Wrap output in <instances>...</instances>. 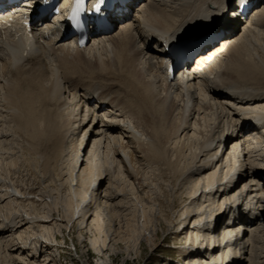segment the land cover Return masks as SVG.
Here are the masks:
<instances>
[{
  "label": "bare ground",
  "instance_id": "bare-ground-1",
  "mask_svg": "<svg viewBox=\"0 0 264 264\" xmlns=\"http://www.w3.org/2000/svg\"><path fill=\"white\" fill-rule=\"evenodd\" d=\"M239 3L132 0L124 14L114 16L123 22L84 48L69 41L41 44V30L30 41L18 18L0 24V126L13 123L30 148L38 143L55 156L70 146L64 170L49 165V154L39 161L41 181L68 187L69 194L53 203L59 219L50 205V214L35 206L22 215L7 212L0 222L4 264H40L55 234L77 219L100 254L114 242L129 241L137 249L152 241L154 229L142 236L129 215L122 223V200L116 201L124 194L117 184L133 188L138 170L149 163L184 181L180 215L166 226L169 236L184 240L176 247L186 255L179 264L264 263V0H257L246 20ZM213 24L226 32L213 46L204 44L184 69L192 72L195 61L203 65L166 82L160 68L167 46L199 37ZM19 191L0 185V213L10 210V201L26 198ZM150 211L141 212L146 231ZM158 220L166 221L163 215ZM24 254L36 258L30 263ZM52 256L46 254L45 264H57Z\"/></svg>",
  "mask_w": 264,
  "mask_h": 264
},
{
  "label": "rangeland",
  "instance_id": "rangeland-1",
  "mask_svg": "<svg viewBox=\"0 0 264 264\" xmlns=\"http://www.w3.org/2000/svg\"><path fill=\"white\" fill-rule=\"evenodd\" d=\"M195 23L196 22H194L191 26H193ZM5 123H3L0 126V134L3 133L0 136L1 142H3V140L6 141V143L5 142L2 143V148L6 153L4 152V154H2L0 157V183H1L0 185L2 188L5 187L10 188V186L16 188L18 189V191L20 190L23 193L22 194L19 191L21 195L22 196L24 195L23 197L26 198L25 199L22 198L23 200L20 199L17 201H10L11 208L8 211L7 209H3L1 211L2 213H0L1 215L0 222L6 220L8 214L22 215L29 212V210H31V208L34 206L38 212L48 211L49 205H50V210H53L52 211L53 213L51 211L50 212L48 211L49 214L50 213L53 214L52 217H54V220L59 219L60 217L59 210L56 209L57 211H54L55 208L53 206V203L55 199L60 200V198L64 197L65 193L68 192V187L67 186L63 188L61 187L62 189L59 187L58 189L57 185L53 183L49 184L48 183L49 181L47 182L41 181L40 178H41V174L43 175V173L41 172L42 164H40V162L43 161V159L47 160L46 157H49L50 155L49 158H51V161L49 165L52 166L53 169L54 168L57 169L61 167L64 170L65 167L67 166V163L69 162L68 160H70L69 144L67 145L68 147H65L64 153H62L61 156H55L52 153L51 149L47 150L42 146L39 147L38 143H36V147H35L36 149L30 148L28 146V140L26 138L25 140L27 142L24 140L25 136L23 135V132H20L21 134H19V132L16 133V131L12 128L13 123L11 124L10 122H8L9 125ZM12 129L14 132L12 131ZM12 133L14 136L11 135ZM25 152H29V153H25ZM101 154L104 155V152ZM53 155L55 157L54 159L52 158ZM81 156L82 155L80 154V157ZM104 159L105 157L103 158V162ZM60 160H62L63 162L62 161L60 162ZM144 165L141 167V169L144 168L143 170L141 169L138 170L139 173L137 175L139 181L137 179L135 181L132 180L134 181L133 188H137V189H134V191H132L133 188L131 185L128 186L126 185V187H124L125 185L123 183L122 184L118 183L117 185L119 188L120 185H122L123 187L121 194L123 193L124 194L123 196L121 195L117 197L115 194L114 195L117 198L116 201L122 200L121 206L119 207V213H121L120 215L122 218V223H125L130 216L134 217L132 222L137 229L136 230L133 229V230L139 232L142 236L144 235V232H148V233L152 232V230L150 229L155 230V235H152L154 236L152 237V241L150 242L142 241L137 249L134 248L132 246V242L129 241H126L125 243L117 242L118 244L114 242L110 244L109 248L103 250L101 254L104 253V255H101L99 252L91 248V244L89 242V233L87 232V228L83 227L84 224L81 223V220L77 219L74 222L75 224L72 223L73 226L71 227L68 226L66 229L61 228L60 231L57 234H55V244L53 243V247L51 245L50 246L51 249H48L46 252L43 253L44 254L43 256H40L38 258L39 263L40 264L46 263L45 256L48 253L53 255L52 257L56 260L57 264H162V263L179 264V263H183L186 255L179 250L181 248H176V247L177 245L178 247H180V245H182L184 240L181 237H178L177 239H173L172 236H169L166 226L168 223L173 224L172 221H175V219L178 218V216L180 215L181 207L183 201L185 200L183 193H180L184 181L180 176H179L180 178L177 177L178 179L176 180L173 179L171 171H169L162 164H159V166L153 163L144 164ZM156 169H158L159 173L157 172ZM159 169H161L162 171ZM167 173H169L170 175L169 174L167 175ZM106 181H107V177L104 178L103 185H101L102 186L101 190L104 189L103 187H105L107 183ZM140 182L142 183V185L139 184ZM184 184L186 185V183ZM61 190H65V191L61 192ZM182 191L183 190H181V192ZM142 194L145 195V197L142 196ZM7 200L8 199H6L3 203H5ZM79 208L77 209L75 208L74 218L75 216H77ZM149 208L151 211L148 213V217L151 219V225L149 227V230L147 229L146 231L142 226V224L145 223V218H142L143 216L141 215V212L146 211ZM7 212L9 213L7 214ZM129 212L131 213V215ZM158 215H163V217L166 219L165 223L163 221L158 220ZM124 216H126V218H124ZM56 222L58 224L64 225L63 221L56 220ZM52 223L53 222H50V225ZM26 239H28L27 236ZM5 243H8V241H6ZM258 250L260 251L262 249L260 248ZM28 253L31 252L28 251ZM25 257L29 259L30 263H32V261L35 260L36 258L35 257L33 259L31 255L28 256L25 255ZM261 260H264V257L261 258ZM1 263L2 264L6 263L3 255L2 257H0V264ZM244 264H248L247 261H245Z\"/></svg>",
  "mask_w": 264,
  "mask_h": 264
},
{
  "label": "snow or ice",
  "instance_id": "snow-or-ice-1",
  "mask_svg": "<svg viewBox=\"0 0 264 264\" xmlns=\"http://www.w3.org/2000/svg\"><path fill=\"white\" fill-rule=\"evenodd\" d=\"M84 3V0H77V5L78 6H82ZM83 10V9H81ZM98 11V9H96ZM68 27H71V25H68ZM210 35V34H209ZM203 36L200 37H194L193 39L199 40V39H203ZM184 56V51L182 48H178L174 54V63H176L177 61H179L180 59H182Z\"/></svg>",
  "mask_w": 264,
  "mask_h": 264
}]
</instances>
